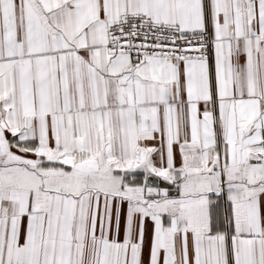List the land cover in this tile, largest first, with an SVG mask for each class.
I'll list each match as a JSON object with an SVG mask.
<instances>
[{"label":"snow or ice","instance_id":"snow-or-ice-1","mask_svg":"<svg viewBox=\"0 0 264 264\" xmlns=\"http://www.w3.org/2000/svg\"><path fill=\"white\" fill-rule=\"evenodd\" d=\"M0 264H264V0H0Z\"/></svg>","mask_w":264,"mask_h":264}]
</instances>
